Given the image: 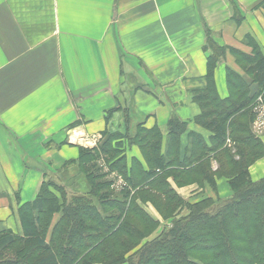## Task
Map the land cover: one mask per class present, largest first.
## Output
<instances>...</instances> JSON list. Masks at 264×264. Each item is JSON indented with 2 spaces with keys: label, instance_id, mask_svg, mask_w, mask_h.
<instances>
[{
  "label": "crops",
  "instance_id": "0c3cea01",
  "mask_svg": "<svg viewBox=\"0 0 264 264\" xmlns=\"http://www.w3.org/2000/svg\"><path fill=\"white\" fill-rule=\"evenodd\" d=\"M208 38L225 49L213 71L224 99L227 69L243 74L232 51L264 47V0H0V236H24L22 211L42 183L77 170L80 148L109 135L127 175L148 168L138 129L158 130L162 154L170 118L184 122L176 165L191 133L209 145L193 97L207 85ZM248 170L252 181L264 178V156ZM183 175L166 178L183 201L230 193L225 177L215 178V192L196 178L179 184ZM136 203L158 222L155 236L170 224L150 201ZM187 212L179 205L173 217ZM59 218L52 215L46 241Z\"/></svg>",
  "mask_w": 264,
  "mask_h": 264
},
{
  "label": "trees",
  "instance_id": "16d2710c",
  "mask_svg": "<svg viewBox=\"0 0 264 264\" xmlns=\"http://www.w3.org/2000/svg\"><path fill=\"white\" fill-rule=\"evenodd\" d=\"M208 44L212 53L207 57V85L193 97L201 109L195 121L212 132L210 144L191 133L183 162L176 165L184 122L170 118L162 154L158 130L138 129L134 140L148 168L134 165L129 175L123 156L113 147L115 136H107L97 148H80L75 164L86 173L88 193L67 200L60 185L51 179L42 183L36 199L22 211L24 236H0V264H264V178L252 181L248 170L264 156V143L251 133L254 106L258 99L264 102V47L252 42L250 55L232 51L243 74L227 69L229 95L220 99L213 71L225 49L209 38ZM236 114L245 118L238 121ZM228 138L234 143L231 148L224 145ZM211 159L218 164L215 170ZM111 172L124 181L119 189ZM179 174H184L179 184L196 178L215 192V178L225 177L231 195L183 201L166 181ZM138 196L150 201L164 219L172 217L149 240L158 222L136 203ZM179 205L188 212L173 217ZM56 213L60 218L46 241Z\"/></svg>",
  "mask_w": 264,
  "mask_h": 264
},
{
  "label": "rangeland",
  "instance_id": "374dc122",
  "mask_svg": "<svg viewBox=\"0 0 264 264\" xmlns=\"http://www.w3.org/2000/svg\"><path fill=\"white\" fill-rule=\"evenodd\" d=\"M246 79H248V78H246ZM234 117H236L238 121L243 120L245 118L244 116H241L239 114H236ZM252 131L253 130H251V133L254 135V133ZM224 145L227 148H231V147H233L234 143L232 141H230V139L228 138ZM102 158H103V156H102ZM103 170L107 171L108 169L106 167H103ZM111 173H114V175L109 174V177H111V178L115 177V181H116L115 183L116 184L114 186L119 189L121 187V185L124 184L122 177L120 175H116L115 172H111ZM51 180L54 181L56 184L60 185L61 189L65 191L64 193H66L65 196H67V200H70V198L73 197L74 195H81V193L85 194V193H88V191H89L90 185L87 182L86 173L85 172L82 173V172H80V170H78V169L76 170L75 168H69L68 173L64 174V175H61V174L53 175L51 177ZM229 191H230V193L228 192L227 197H229L231 195V190H229ZM227 197H225V198H227ZM211 198L217 200V197H215V198L211 197ZM252 202H254V200ZM236 216H238V215H236ZM247 225H248V222H246V224L244 223L242 225V227H246ZM152 233L148 236V238H147L148 240L152 239L155 236L154 233L153 234ZM80 242L83 243V242H85V240L82 239V237H81ZM224 260H226V259L224 258Z\"/></svg>",
  "mask_w": 264,
  "mask_h": 264
},
{
  "label": "built area",
  "instance_id": "2783aa9c",
  "mask_svg": "<svg viewBox=\"0 0 264 264\" xmlns=\"http://www.w3.org/2000/svg\"><path fill=\"white\" fill-rule=\"evenodd\" d=\"M255 117L252 123V129L258 137L264 136V102L257 100L254 107Z\"/></svg>",
  "mask_w": 264,
  "mask_h": 264
}]
</instances>
